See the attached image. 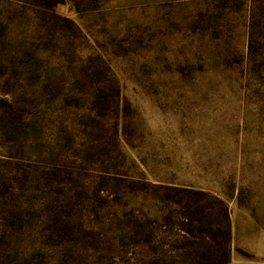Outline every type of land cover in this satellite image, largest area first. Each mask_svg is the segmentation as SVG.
Here are the masks:
<instances>
[{"label":"rangeland","instance_id":"obj_1","mask_svg":"<svg viewBox=\"0 0 264 264\" xmlns=\"http://www.w3.org/2000/svg\"><path fill=\"white\" fill-rule=\"evenodd\" d=\"M264 264V0H0V264Z\"/></svg>","mask_w":264,"mask_h":264},{"label":"trees","instance_id":"obj_2","mask_svg":"<svg viewBox=\"0 0 264 264\" xmlns=\"http://www.w3.org/2000/svg\"><path fill=\"white\" fill-rule=\"evenodd\" d=\"M227 261H228V256H225L223 258L214 260L213 262H211V264H221V263H225Z\"/></svg>","mask_w":264,"mask_h":264}]
</instances>
